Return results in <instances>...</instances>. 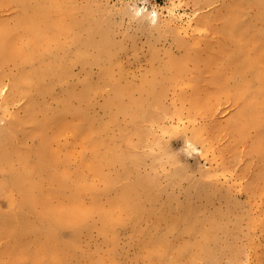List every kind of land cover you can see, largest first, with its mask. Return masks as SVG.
<instances>
[{
    "label": "rangeland",
    "instance_id": "rangeland-1",
    "mask_svg": "<svg viewBox=\"0 0 264 264\" xmlns=\"http://www.w3.org/2000/svg\"><path fill=\"white\" fill-rule=\"evenodd\" d=\"M60 1L74 27L60 36L57 51L50 40L34 44L33 31L20 24L51 33L52 9L40 0H0V117L7 132L0 150L12 151L10 163L0 165V264L14 262L17 245L25 246L17 264H264V104L249 120L243 97L259 81L245 45L229 32L233 0ZM247 1L240 25L255 36L251 47L264 49V0ZM188 52L195 62L173 73L168 64ZM58 58L62 78L51 71ZM35 72L41 78L31 77L13 99L12 81ZM110 83L123 89L124 111L109 103L116 94ZM68 92L79 130L43 125L47 108L60 109ZM85 124L101 129L92 146L83 139ZM50 147L60 149L71 179L53 183L43 216L42 203L24 206L4 184L23 167L19 153L34 163L38 150ZM59 169L53 163L50 171ZM34 182L51 189L45 176ZM128 187L136 200L119 212L114 203ZM54 218L58 246L48 236Z\"/></svg>",
    "mask_w": 264,
    "mask_h": 264
},
{
    "label": "bare ground",
    "instance_id": "bare-ground-1",
    "mask_svg": "<svg viewBox=\"0 0 264 264\" xmlns=\"http://www.w3.org/2000/svg\"><path fill=\"white\" fill-rule=\"evenodd\" d=\"M40 1L53 10L54 19L52 23L53 30H51V33L47 31V33L44 34L41 30L37 32V29H34L32 24L25 20L20 21V24L22 26L30 28V30L33 31V36L37 42V43L34 42V44L41 45L44 41L48 42V40H50L55 44L54 49L59 51L60 49L63 48V45L60 44L59 42L60 36L67 34L74 26L68 23L67 20L65 19L63 5L60 0H40ZM248 3L249 1L247 0H233L232 4L228 9L227 15L229 16L230 24H231L229 32L231 36L236 37L235 40L237 42L245 45L244 49L242 50L245 57V61L247 63L248 68L251 71H253L255 79L259 81V85L257 87H250V89L245 93L243 97L244 109L249 116V120L252 121L257 118L258 108L264 104V69L261 66L264 59V49L254 50V48H252L251 45L256 42L255 36L249 32L250 31L249 26L242 27L240 25V14ZM39 14H45V13L39 12ZM153 19H155V17ZM19 52L20 51H18L17 53ZM79 52L81 56L86 55L85 52L83 51H79ZM105 53L106 52L104 51V49L101 48L99 49L98 55L104 56ZM195 57L196 56H193V53L188 52L187 54H185V58H181L177 60L172 59L170 64H168V66L171 67L173 73H175V70H176V74L182 73L184 71L185 64H187L190 60L192 62H195ZM51 71L53 76L57 75L59 78H62L65 75L64 73L65 70L63 69L61 59L58 58L56 60V62L52 65ZM109 73L110 72L108 70L106 74L109 75ZM33 76H38L39 78H41L40 75L35 72L34 74L31 73L23 74L22 77L15 78L12 81L13 93L11 96L13 99L20 96L23 93L22 90L23 83L28 81ZM154 83L156 85L158 82L154 81ZM110 84L114 86L116 94L114 99L109 103L116 105L119 111H124L126 107L122 102L119 101V97L122 95L123 89L120 87L118 83H110ZM149 84L152 85V81L149 82ZM126 89L130 91L132 87L128 86ZM150 90L151 89H149V91ZM70 96H72V94L71 92H68L67 96H65L61 100L60 109L51 112L50 109L47 108V111L44 115L43 125L50 126L51 128L57 126V128L60 130L71 129V127H73L75 130H79V128L82 126L81 119L79 118V112L72 110L71 106L68 104V98ZM74 96L84 98L85 93L74 92ZM69 114H71L72 116L78 119L74 120L73 122H68L67 116ZM138 114H140V112H136L134 116H137ZM2 122L3 119L0 117V140L5 138L7 133L6 131L1 130ZM23 122L24 120H18L16 124L17 123L22 124ZM15 126L16 125H11L9 126V128L14 129ZM85 126H86V131L83 133V139L89 143L88 146H92L93 135L100 134L101 129L94 128L92 124H85ZM57 150L60 149L50 147L49 150H38L39 159L34 163L29 162L26 153H19L18 160L20 161L23 167L21 170H12L10 176L7 178L8 182L4 184L13 187L12 190H16L20 194L22 198V204L24 206L34 207L36 206V204L42 203L43 209L41 213L43 216H47L49 214V210L48 208H45L43 202L48 197L52 198V195L54 193V190L52 189L53 183L59 182L61 186H65L67 178L71 179V175L67 172L66 169H64V166L66 165L65 164L66 159H62L61 156L58 154ZM11 157H12L11 150H0V165L3 162L10 163ZM53 163L59 164L61 166V169L56 170L55 172H51L50 168ZM36 176H41V177L45 176L48 185L51 187V189L45 191L39 190L38 186L34 185L35 184L34 179ZM75 182H76L75 183L76 186L80 188L81 183L79 177L75 179ZM84 187L86 186H83V188ZM133 189H134L133 187H128L122 190V192L119 194L117 201L114 203V205H116V207L118 208L119 212H123L127 210L131 206L130 205L131 201L136 200L135 195L131 193ZM114 220L119 221L120 217L116 216ZM58 223H59L58 218L52 219L51 220L52 229L50 228V231L48 233L49 239L52 240L50 243L51 245L54 246L60 245L59 240L55 236L56 232L54 231V228L58 225ZM206 236L215 237L213 233L207 234ZM202 244L203 242H198L195 245L199 247ZM46 247L49 248L48 246ZM201 249L205 250L206 246L202 245ZM160 250L161 251H156V253H158L159 255L163 254V251L166 250L165 246L161 245ZM24 251H25V246L17 245L16 258L12 264H17L18 261L22 259L21 255L23 254ZM50 256L53 258L54 261L59 260L58 253H55L54 251H52ZM29 259L26 260L27 263H29ZM175 263H177V261ZM150 264H154V263L151 262Z\"/></svg>",
    "mask_w": 264,
    "mask_h": 264
}]
</instances>
